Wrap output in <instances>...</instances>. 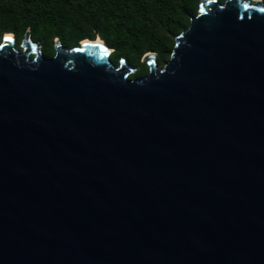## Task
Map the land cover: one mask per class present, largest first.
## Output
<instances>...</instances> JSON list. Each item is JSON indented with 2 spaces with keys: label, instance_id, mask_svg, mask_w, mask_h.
Segmentation results:
<instances>
[{
  "label": "water",
  "instance_id": "1",
  "mask_svg": "<svg viewBox=\"0 0 264 264\" xmlns=\"http://www.w3.org/2000/svg\"><path fill=\"white\" fill-rule=\"evenodd\" d=\"M112 50L3 34L0 264H264V0H200L143 76Z\"/></svg>",
  "mask_w": 264,
  "mask_h": 264
},
{
  "label": "trees",
  "instance_id": "2",
  "mask_svg": "<svg viewBox=\"0 0 264 264\" xmlns=\"http://www.w3.org/2000/svg\"><path fill=\"white\" fill-rule=\"evenodd\" d=\"M200 0H0V40L12 32L21 48L27 30L41 43L46 56L55 54L54 39L78 45L85 38L101 37L113 49L111 60L121 58L135 67L131 77L148 73L142 57L156 52L165 64L175 37L197 14ZM224 1V0H221Z\"/></svg>",
  "mask_w": 264,
  "mask_h": 264
},
{
  "label": "rangeland",
  "instance_id": "3",
  "mask_svg": "<svg viewBox=\"0 0 264 264\" xmlns=\"http://www.w3.org/2000/svg\"><path fill=\"white\" fill-rule=\"evenodd\" d=\"M98 37V36H97ZM56 41H57V38H55L54 39V44L56 43ZM142 61H143V57H142V59H141ZM159 65V64H158ZM164 64H161V65H159V66H163Z\"/></svg>",
  "mask_w": 264,
  "mask_h": 264
},
{
  "label": "snow or ice",
  "instance_id": "4",
  "mask_svg": "<svg viewBox=\"0 0 264 264\" xmlns=\"http://www.w3.org/2000/svg\"><path fill=\"white\" fill-rule=\"evenodd\" d=\"M8 39H11V37H8Z\"/></svg>",
  "mask_w": 264,
  "mask_h": 264
}]
</instances>
